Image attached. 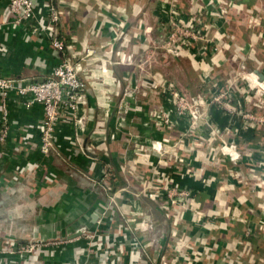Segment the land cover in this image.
<instances>
[{
  "label": "crops",
  "instance_id": "crops-1",
  "mask_svg": "<svg viewBox=\"0 0 264 264\" xmlns=\"http://www.w3.org/2000/svg\"><path fill=\"white\" fill-rule=\"evenodd\" d=\"M7 1L0 0V76L43 80L58 63L59 56L50 47L45 34L34 32L30 26L3 19L2 12H5ZM48 1L33 0L38 6ZM50 1L62 12L57 27L63 29L69 43L63 50L64 55L74 53L75 56L71 58L80 67L79 76L85 79L83 102L78 110L85 115L84 130H76L69 122H59L54 132L56 150L43 157L32 148L39 141L38 132L32 125L42 116L41 105L24 106L20 96L14 93L10 95L6 118L8 132L0 146L3 153L0 157V201L3 200L0 216L5 215L0 219V246L5 244L3 236L26 241L31 238L66 237L82 226L94 229L97 220H92L93 214L99 218L103 208H112L102 189L88 186L85 181L98 180L102 166L109 164L115 174L111 177L113 189L126 187L116 197L118 208L105 213L103 224L112 237L120 236L115 247L120 251V256L101 254L95 259L85 256L78 259L79 264H101L104 260L113 264H127L131 258L133 264H160L159 253L173 258L170 264H186L190 254L201 257L193 264H204L207 259L220 262L222 257L231 264H264V237L256 235L252 241L256 258L252 263L245 258L238 259L234 250L237 248L234 242L241 238L247 220L251 224L256 222L261 216V206L264 207V193L255 186L252 189L250 183L252 173L264 174V164H261L264 162L263 129H242L239 117L210 108L209 122L223 129L224 137L233 139L241 152L237 163H230L219 152L215 153L213 160H208L207 154H204L208 147L204 145L210 137L209 129L203 125L197 126L191 135L184 137L179 149L170 150L183 158V165H179L182 166L179 169L182 174L173 166L165 168L179 187L190 189L196 202L194 207L188 206L189 210L183 212L182 216L177 212L179 209L174 207L175 211L163 216L149 198L142 195L134 198L133 192L139 188L140 179L153 174V179L156 177L148 164L150 161L156 162L155 156L152 159L144 158L140 146L148 145L151 140L164 135L175 139L188 128L187 118L175 113L171 115V128L165 131L154 128L146 110L148 106L160 104L163 100L151 94L144 83H138L137 79L142 74L134 65L115 63L117 50L129 52L133 58L143 56L145 46L158 33L156 22L160 0H110L126 10V36L118 38H112L113 22L117 19L114 12L103 9L101 14L96 15V0ZM182 1L183 6L187 7L188 0ZM257 1L264 10V0ZM134 2L139 7L136 12ZM143 22L151 23L149 36L143 33ZM231 29L235 36L250 40L251 30L242 23H231ZM254 43L256 56L254 60H247V67L256 68L264 76V47L259 40ZM84 47L92 48L95 53L85 56ZM224 52L231 55L233 49ZM99 67L106 71L101 72ZM226 67L223 64L210 69L211 80L207 84L202 82L201 71L194 66L191 56L168 60L155 57L150 70L161 71L189 93L207 94L211 83L218 81L223 85L227 77ZM202 69H205L204 65ZM187 71L192 76L191 82L184 79ZM136 85L139 87L134 91ZM127 90H130L131 96L125 99L122 93ZM250 93L243 95L240 90H233V104L239 109L246 107L247 102L251 101ZM106 96L110 100L107 104ZM121 99L127 103L128 111L119 120L116 111L120 107L118 104L122 103ZM166 107L169 105L166 104ZM96 128L104 133H95ZM104 137L105 144L102 141ZM88 144L97 147L92 149L93 152H82L79 146ZM199 144L198 149L194 150ZM27 161L40 164L34 172V180L27 179L25 182L19 178L14 181L12 175L15 166ZM174 162L180 164L181 161L175 159ZM183 166L190 167L191 173H184ZM48 172L55 173L57 179L48 183L43 181ZM24 183L28 188L24 187ZM134 204L135 208L151 214L157 228L166 231L164 237L157 232L145 235L134 228V216L123 215L134 208ZM122 224L129 226L130 236L140 243L143 247L141 250L134 248V251H130V245L121 233ZM153 238L155 240L150 243ZM45 242L52 244H46L41 249L37 260H32L33 264H75V250L85 244L78 236L63 242L55 239ZM24 257L26 259L29 255L0 251V264L11 261L22 264ZM257 258H262L263 263Z\"/></svg>",
  "mask_w": 264,
  "mask_h": 264
},
{
  "label": "built area",
  "instance_id": "built-area-1",
  "mask_svg": "<svg viewBox=\"0 0 264 264\" xmlns=\"http://www.w3.org/2000/svg\"><path fill=\"white\" fill-rule=\"evenodd\" d=\"M180 1L160 0L157 6L158 18L156 22L158 33L152 38L150 44L145 46L141 58H133L131 53L121 50L115 52V63L134 65L142 74L137 79L138 83H144L145 88L151 94L163 100L160 104L148 106L146 110L147 118L154 128L159 131L171 128L173 126L172 113L179 117H186L188 120L187 130L179 133L177 138L172 139L171 136L164 135L160 139L151 140L148 145L140 146L141 156L151 159L152 156H155L156 162L150 161L148 164L152 166L156 177L153 179V174L140 179V186L133 192V195L135 199L142 195L152 200L155 203V208L163 216L175 211L174 207L179 209L177 212L181 216L183 212L189 210L188 203L193 198L190 189L179 187L165 168L173 166L182 174V171L179 170L182 166L179 165H183L184 160L170 150L179 149V146L183 144L184 137L191 135L195 127L203 125L209 129L210 137L205 145L203 144L208 147L207 152L204 151L208 160H213L215 153L218 152L232 164H236L241 157L236 142L233 139H226L223 129L209 122L210 108L214 107L220 113L239 117L241 119L239 126L242 129L261 128L264 131V78L259 80L256 68L249 69L247 67V60H254L256 56L257 48L254 41L259 40L264 47V10L260 7L256 12L258 14H254L236 0H199L198 6L193 5V0H188V4H190L189 13H191L188 15V13L181 10ZM96 5L98 7V10L94 11L96 15L101 14V10L104 9L113 11L117 18L113 22L112 32L114 36L112 38L125 37L127 23L125 8L110 0H96ZM2 13L4 20L9 19L15 24L21 23L27 27L30 26L34 32L45 34L50 47L59 56L58 63L43 80L0 76V146L3 145L7 137L8 101L10 95L14 93L22 98L24 106L41 105L42 116L32 125L38 132L39 141L32 148L38 150L45 157L48 156L50 150H56L54 132L59 122H69L76 130H84L85 115L79 113L78 110L83 102L85 79L79 76L80 67L75 65L71 58V56H75L74 53L67 56L64 53L62 55L60 52L62 42L57 38V25L62 12L50 0L42 6H38L33 0H8L5 12ZM233 22L242 23L251 30L249 41L232 34L231 23ZM142 24L144 26L143 33L145 36H149L152 28L151 23L143 22ZM65 34H68L67 31H65ZM228 49H233V54L226 55L224 51ZM83 52L85 56H92L95 50L84 47ZM184 56L192 57L194 66H197L201 71L200 78L202 82L206 84L211 80L209 70L225 64L227 66V77L223 80V85L216 81L210 84L211 87L207 94L189 93L181 89L161 71L150 70L155 57L168 60ZM203 65L205 69H202ZM99 70L101 72L106 71L103 67H99ZM244 83L245 86H243ZM138 87L139 85L134 86V91H137ZM233 90H240L243 95L249 92L252 93H250L251 101L247 102L246 107L239 109L233 104ZM122 96L125 99L131 96L130 90L124 91ZM109 101V97L106 96L105 103ZM120 102L122 103L118 104L120 107H117L116 111L119 120L123 119L128 111L125 100L122 101L121 99ZM166 104L169 107H166ZM236 131L238 132V128ZM95 133L101 134L104 132L100 128H96ZM110 138H113V135H110ZM102 141L105 144V137ZM211 141L215 144H212ZM199 146L200 144L195 146L194 150H197ZM79 147L82 152L88 153L93 152L92 149L97 146L88 144ZM2 155L0 149V157ZM175 159H179L182 163H175ZM93 160L96 161V157ZM261 164H264V162ZM39 165L38 162L33 161L16 165L12 179L17 181L20 176L33 178V175L30 174ZM251 169L253 171L254 167ZM183 170L184 173H191L190 167H184ZM114 176V171L110 165L104 164L101 168V176L94 182L106 194L110 207L117 209L116 197L126 187L114 190L111 184V177ZM250 183L253 186L252 189L256 187L258 191L264 193V174L252 173ZM135 206L134 204V208H130L128 212L123 213V215L132 214L134 216L132 218L134 228L145 235L157 232L159 236L164 237L166 231L157 228L151 214L135 208ZM226 207L229 209V206ZM261 208V216L253 224L247 220L241 238L234 242L237 248L234 249L233 246V249L237 252V258H245L250 263L256 260L253 254V239L256 235L264 237V207L261 206ZM112 209L103 208L102 214L97 219L96 227L94 229L87 228L83 234L78 236L82 238L85 244L76 248L75 264H79L78 259L80 260L81 257L85 256H90L91 259L98 258L101 254L120 256V251L115 249L120 236L112 237L108 229L103 227L105 213L112 211ZM121 233L129 243L130 251H134V248L139 250L143 248L134 237L130 236L127 224L121 225ZM153 240L155 238L150 243ZM63 241L59 240L58 242ZM46 244H52V242L5 240V244L0 246V251L23 256L29 255L26 259L24 257L22 264H33L32 260H37L38 254ZM199 256V254H190L186 264H193L194 261L201 260ZM158 259L160 264H170V260L173 258L169 259L164 254L159 253ZM258 259L263 263L262 258H257V261ZM133 262L134 260L131 258L127 261V264H133ZM113 263L110 261L105 262V260L101 261V264ZM8 264L15 263L11 261ZM204 264H231V261L222 257L220 262L207 259Z\"/></svg>",
  "mask_w": 264,
  "mask_h": 264
},
{
  "label": "water",
  "instance_id": "water-1",
  "mask_svg": "<svg viewBox=\"0 0 264 264\" xmlns=\"http://www.w3.org/2000/svg\"><path fill=\"white\" fill-rule=\"evenodd\" d=\"M256 73H257V75L259 76V80H262L263 78H264V76H263V74L262 73H260L259 71H257L256 70ZM50 154H53V151H49L48 152V155H50ZM36 171V170H35ZM34 171V172H35ZM34 172L33 173H31L30 175H33L34 174ZM25 177H28V178H25ZM19 178H21V180L23 179L24 181L26 180V179H28V180H34V177L33 178H31L30 176H20ZM19 180V179H18ZM17 180V181H18ZM23 181V182H24ZM85 181V180H84ZM26 182V181H25ZM25 184V188H28L27 187V185H26V183H24ZM85 184L86 185H88V186H91V187H93V188H97L98 186L96 185V184H94V182H92V181H85ZM19 188V187H18ZM13 192H15V189H14V191H12V193ZM3 203V200L1 199V201H0V207L3 205L2 204ZM5 217V215L4 216H0V219L1 218H4ZM97 218H98V215L97 214H93V218H92V220H97ZM88 227L87 226H82V227H80V228H78L75 232H73V233H71L70 235H67L66 237H64V236H56V237H54V238H48V239H41V238H31V239H28V240H26V241H21V240H19V239H17V238H14L13 236H3L2 238H3V240H11V241H17V242H40V243H42V242H45V241H49V239H52V240H65V239H71V238H74V237H77V236H80L81 234H83V232L87 229ZM89 229V228H88Z\"/></svg>",
  "mask_w": 264,
  "mask_h": 264
},
{
  "label": "trees",
  "instance_id": "trees-1",
  "mask_svg": "<svg viewBox=\"0 0 264 264\" xmlns=\"http://www.w3.org/2000/svg\"><path fill=\"white\" fill-rule=\"evenodd\" d=\"M237 2H239V3H241V4H243L244 6H246V8L250 11V12H252V13H254V14H258V13H256V12H258V10H259V8H260V6H259V2L257 1V0H236ZM193 5H195V6H198V4L200 3L199 2V0H193ZM196 3V4H195ZM134 4V5H133ZM132 5H133V9H134V11L136 12L137 10H138V4L137 3H133ZM180 8H181V10L182 11H184L185 13H188V15H190L191 13H189L190 11H189V8H190V4H188L187 3V7H184L183 6V1L181 0L180 1ZM197 10V9H196ZM194 12L196 13V11L194 10ZM63 34V35H62ZM57 38L62 42V44H61V48H60V52H61V54H63V53H65L63 50H65L67 47V45L69 44L68 42H67V39H66V36L64 35V32H63V29H60V28H58V32H57ZM196 202L195 201H193V199L188 203V205L190 206V207H194V204H195Z\"/></svg>",
  "mask_w": 264,
  "mask_h": 264
},
{
  "label": "rangeland",
  "instance_id": "rangeland-1",
  "mask_svg": "<svg viewBox=\"0 0 264 264\" xmlns=\"http://www.w3.org/2000/svg\"><path fill=\"white\" fill-rule=\"evenodd\" d=\"M186 68H188V67L186 66ZM190 78H192V76L189 74V71H187V73L184 75V79H186L187 82H189V81L191 82L192 79L190 80ZM33 177H34V174H33ZM42 179H43V181H45L47 183L48 182H53L54 180L57 179V175L55 173H53V172H48V174L44 175V177Z\"/></svg>",
  "mask_w": 264,
  "mask_h": 264
}]
</instances>
